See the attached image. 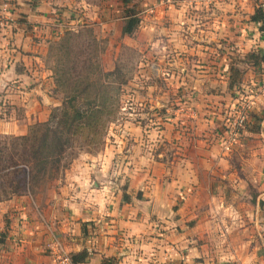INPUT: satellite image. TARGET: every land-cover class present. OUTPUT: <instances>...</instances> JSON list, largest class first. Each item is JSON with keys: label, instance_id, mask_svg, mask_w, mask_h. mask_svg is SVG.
Listing matches in <instances>:
<instances>
[{"label": "rangeland", "instance_id": "374dc122", "mask_svg": "<svg viewBox=\"0 0 264 264\" xmlns=\"http://www.w3.org/2000/svg\"><path fill=\"white\" fill-rule=\"evenodd\" d=\"M89 1L100 7L98 19L88 21L93 35L87 32L89 28H82L83 24L65 29L42 45L40 68L48 70L52 79L49 98L45 94L41 98L33 90L37 85L29 80L25 67L19 70L17 65L19 77L15 78L2 74L4 64L0 63V143L27 134L33 125L46 122L56 108H61L70 88L56 86L54 78L63 84L68 72L83 73L85 60L82 63L76 59L80 53L89 56L97 51L103 72L116 66L120 69L118 77L110 78V82L103 80L101 88L102 92L110 90V97L116 98L122 108L105 128L99 146L83 144L79 149L76 143L75 149L66 153L54 180H44L32 187L30 194L7 201L37 195L45 207L49 194L58 192L57 182L80 157L85 164L96 163V171L90 169L89 175H178L176 167L186 160L183 155L193 151L189 145L199 141L201 150L208 154L205 162L196 161L190 168L195 175H225L226 171L227 175L263 178L264 60L258 56L255 61L251 55L264 52V33L250 17L258 9L264 11V0ZM127 10L134 11L139 21L130 37L121 32ZM66 32L80 33V37L67 44ZM68 45H76L71 56L66 55ZM254 61L258 66L252 65ZM241 106L246 121L235 136L227 126ZM179 142L188 146L177 149ZM221 153H225L223 161L219 159ZM105 155L108 160L101 167L98 163ZM173 160L177 165L171 163ZM212 171L215 174H210ZM142 195L140 201L136 195L133 203L147 204L149 199ZM7 217L8 213L4 214L3 220ZM145 217L151 218L147 214ZM94 224L85 222L81 232L92 231Z\"/></svg>", "mask_w": 264, "mask_h": 264}, {"label": "crops", "instance_id": "0c3cea01", "mask_svg": "<svg viewBox=\"0 0 264 264\" xmlns=\"http://www.w3.org/2000/svg\"><path fill=\"white\" fill-rule=\"evenodd\" d=\"M99 9L89 0H0L2 74L17 78V65L25 67L37 85L33 90L49 98L52 79L40 68L42 45L69 27L97 20ZM201 145H189L193 151L179 161L178 175H89L97 165L80 157L57 182L58 192L49 194L46 209L37 195L0 202V264H53V237L70 257L86 252L78 264H264V176L195 175L190 168L208 154ZM139 194L149 202L133 203ZM6 213L10 221L3 220ZM85 222H95L87 234L81 232Z\"/></svg>", "mask_w": 264, "mask_h": 264}, {"label": "trees", "instance_id": "16d2710c", "mask_svg": "<svg viewBox=\"0 0 264 264\" xmlns=\"http://www.w3.org/2000/svg\"><path fill=\"white\" fill-rule=\"evenodd\" d=\"M136 17L134 11L127 10L122 35H133L139 22ZM250 21L259 25V31L264 33V11L256 10ZM82 28H89L87 32H93L87 25ZM64 35L67 44L72 39H78L77 36L80 37V33L66 32ZM90 42L89 39L88 44ZM75 49L76 45L73 48L68 45L66 55L71 56ZM87 55L80 53L76 58L78 62L82 60V63L85 60L83 73L75 75L68 72L63 84L58 82V78H54L56 86L70 88V95L62 102L61 108H56L46 122L33 125L27 134L15 137L8 143H0V202L25 193L30 194L32 187L44 180H54L55 175L61 171L66 153L75 149L76 143L79 144V149L83 148V144L88 147L99 146L105 128L112 123L117 112H120L122 107L116 98L110 97V90L102 92L101 88L103 80L110 82V78L118 77L120 69L116 66L112 71L103 72L98 59L99 53L92 51ZM258 56L264 60L263 51L252 53L251 58L256 61ZM255 61L252 65L258 66ZM104 88H108V83ZM116 90L120 96L121 85L118 84ZM115 103L117 104L114 105ZM122 198L124 202H129L127 195ZM86 257L87 254L83 251L71 256V260L73 264H78L83 263ZM114 261L106 259L103 264H114Z\"/></svg>", "mask_w": 264, "mask_h": 264}, {"label": "built area", "instance_id": "2783aa9c", "mask_svg": "<svg viewBox=\"0 0 264 264\" xmlns=\"http://www.w3.org/2000/svg\"><path fill=\"white\" fill-rule=\"evenodd\" d=\"M241 108L242 109L237 110L233 123L227 126L232 129L235 136L237 135L236 131L242 129L246 121L245 109H243V106H241ZM48 250L53 264H73L70 255L63 249L56 237L52 238Z\"/></svg>", "mask_w": 264, "mask_h": 264}]
</instances>
